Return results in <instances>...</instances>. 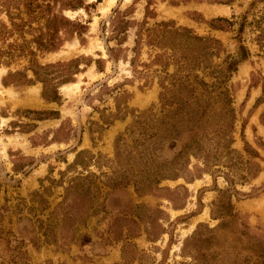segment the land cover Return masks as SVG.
Listing matches in <instances>:
<instances>
[{
	"label": "rangeland",
	"instance_id": "obj_1",
	"mask_svg": "<svg viewBox=\"0 0 264 264\" xmlns=\"http://www.w3.org/2000/svg\"><path fill=\"white\" fill-rule=\"evenodd\" d=\"M182 1L156 0L151 9L157 17L150 24L172 20L201 37L219 40L232 56L240 54L238 38L248 50L247 60L229 82L236 112L233 148L247 158V142L259 154L254 161L261 171L256 178L239 182L238 193L233 189L231 193L250 235L264 241V0H236L231 5ZM83 2L84 8L63 13L87 26L82 38L76 35L58 51L38 56L42 65L86 59L75 82L59 88L61 103L46 102L41 83L3 85L8 72L23 69L27 61L0 65V264H191L193 259L183 254L185 241L200 224L214 228L220 223L211 210L219 190L229 184L222 176L215 181L211 173L197 178L196 166L203 165L191 158L180 178L162 181L151 194L135 191V182L156 168L167 169L163 162L179 150L165 146L155 152L150 146L148 155L140 159L139 149L126 133L141 112L151 109L161 116L157 79L146 86L130 64L135 31L128 32L121 46L128 52L115 50L113 58L109 52V48L119 49V41L112 37L115 12H130V20L142 22L146 1ZM218 18L236 24L226 31L211 29L207 22ZM1 19L8 21L5 15ZM147 50L142 62L148 61ZM98 59L105 62L103 72L93 62ZM27 110L59 115L38 120ZM80 151L88 152L83 157L86 168L74 166ZM81 175L94 176L99 191L93 186V193H86L74 207L59 208L66 188Z\"/></svg>",
	"mask_w": 264,
	"mask_h": 264
},
{
	"label": "trees",
	"instance_id": "obj_2",
	"mask_svg": "<svg viewBox=\"0 0 264 264\" xmlns=\"http://www.w3.org/2000/svg\"><path fill=\"white\" fill-rule=\"evenodd\" d=\"M145 1L142 22L130 20V12H115L112 37L119 41V49L109 48V52L112 58L115 50L128 52L129 49L124 50L121 46L128 40V32L131 29L135 31L130 64L135 76L144 80L146 86L157 79L161 116L151 109L141 112L126 133L139 149L140 159L148 155L150 146L155 147V152H162L165 146L170 151L179 150L172 160L163 162L167 169L156 168L152 175L135 182V191L138 194H151L162 181L180 178L181 173L188 170L191 158H194L203 165V168L196 166L197 172H200L197 178L211 173L217 181L222 176L229 187L219 190V199L213 203L211 210L212 218L220 220V223L214 228L200 224L193 237L185 241L184 256L193 259L191 264H264V241L250 235L249 226L236 211L231 193L232 189L238 193L235 186L239 182L246 183L261 171L254 161L259 154L247 142V158L233 148L236 112L229 82L238 71L239 64L247 60L248 50L242 45V39L238 38L240 54L232 56L219 40L210 36L201 37L192 29L177 26L172 20L150 24V20L157 17L155 10L151 9L156 0ZM204 1L231 5L236 0ZM169 3L179 5L176 1ZM81 8H84L83 0H0V65L11 67L22 60L27 61L23 69L8 72L2 80L5 87H27L41 83L43 99L49 103H61L59 88L75 82L76 76L82 72L80 63L86 59L42 65L38 56L58 51L76 35L82 38L87 26L63 14L65 10ZM2 15L8 21L1 19ZM35 24L37 28L33 27ZM207 24L213 30L226 31L236 23L218 18ZM28 35L32 39L27 40ZM144 48L148 49L146 62L140 60ZM220 59V64L215 63ZM93 62L100 72L104 71V60ZM25 113L37 116L38 120L59 115V112L52 111L27 110ZM261 121L264 124V113ZM118 139L117 147L123 134ZM87 153H77L75 167L88 166L83 162ZM93 177L81 175L74 178L66 188L59 208L74 207L86 193H93V186L99 191ZM79 221L75 220L74 223ZM231 253H234V258L230 257Z\"/></svg>",
	"mask_w": 264,
	"mask_h": 264
}]
</instances>
